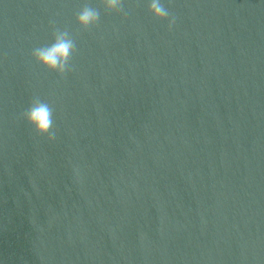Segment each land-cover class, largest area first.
<instances>
[{
    "label": "water",
    "instance_id": "95a60500",
    "mask_svg": "<svg viewBox=\"0 0 264 264\" xmlns=\"http://www.w3.org/2000/svg\"><path fill=\"white\" fill-rule=\"evenodd\" d=\"M161 2L171 30L150 0H0V264H264V0ZM53 21L63 78L31 57Z\"/></svg>",
    "mask_w": 264,
    "mask_h": 264
},
{
    "label": "clouds",
    "instance_id": "9594fccd",
    "mask_svg": "<svg viewBox=\"0 0 264 264\" xmlns=\"http://www.w3.org/2000/svg\"><path fill=\"white\" fill-rule=\"evenodd\" d=\"M99 4L105 13L123 14L127 18L124 0H99ZM148 12L157 20H168L169 30L176 23L177 17L165 7L161 0H150ZM100 17L101 12L98 7L85 3L76 13L75 20L81 31H90L98 26ZM52 24L53 42L33 48L31 57L48 72H55L63 78L74 70L72 60L78 49L68 28L56 27L54 21ZM54 113V104L34 96L28 108L21 113V117L26 121L35 138L47 137L48 141H53L56 138Z\"/></svg>",
    "mask_w": 264,
    "mask_h": 264
}]
</instances>
